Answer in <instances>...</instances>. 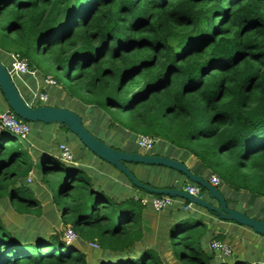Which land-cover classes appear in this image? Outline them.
I'll return each mask as SVG.
<instances>
[{
    "label": "trees",
    "instance_id": "16d2710c",
    "mask_svg": "<svg viewBox=\"0 0 264 264\" xmlns=\"http://www.w3.org/2000/svg\"><path fill=\"white\" fill-rule=\"evenodd\" d=\"M0 54L29 68L45 57L61 75L52 77L65 102L92 108L91 129L82 123L100 141L132 153L137 135L150 136L169 149L152 155L183 164L193 157L189 171L207 182L215 175L229 208L264 221V0H0ZM24 141L0 128V199L18 214L38 215L41 204L24 181L33 166ZM42 156L46 187L63 176L56 202L62 224L100 251L92 264H165L164 249L178 264L255 262L207 247L223 242L208 229L221 220L198 205L184 210L189 202L178 197L166 208L156 247L147 246L142 208L157 211L133 197L115 200L83 169ZM171 171L177 181L160 187L137 179L154 188L197 185ZM241 194L250 214L236 207ZM63 232L23 235L0 217V264H88Z\"/></svg>",
    "mask_w": 264,
    "mask_h": 264
},
{
    "label": "rangeland",
    "instance_id": "374dc122",
    "mask_svg": "<svg viewBox=\"0 0 264 264\" xmlns=\"http://www.w3.org/2000/svg\"><path fill=\"white\" fill-rule=\"evenodd\" d=\"M4 56L7 57L6 54H0L1 64L6 68H8L9 65L7 62L8 59L6 60L5 58H3ZM33 62H34L33 63L34 66L32 68H29V70L35 69L37 75H39L40 77L41 76L45 77L46 74L50 73L52 76L54 75L57 78V80L60 81L62 80L61 75L54 72L53 68L49 65L48 60L45 57L41 56L40 58H35ZM11 80L14 83L17 90L19 91L20 95H23V90H22L23 88L21 87L20 84L22 80L14 76H11ZM54 86L56 87L54 88L50 87L46 90L47 92H45V94L47 95L46 103H48L49 105L54 104L53 97L55 96L59 97V95H63L64 97H68L67 95H64L63 92L64 89H62L59 84L58 85L56 84ZM76 104H79V102H77L74 99L72 100L70 98L66 105L75 106ZM0 106L3 107L7 106L1 92H0ZM69 110L73 111L81 118L83 117V114H81L82 110L79 111L76 107H71ZM90 112L86 110L84 112V115H86V117L88 118V114H90ZM53 126L54 125L52 124H43L39 122L29 123V133L27 135L29 148L25 144L22 145L23 150L27 152V154L31 157L33 161V166L31 170L32 182L29 184L27 183L29 182L27 181V177L30 175L29 173L25 176L24 181L28 184V188L31 190L33 196L37 198L42 204L40 214L38 215L18 214L14 212V210L10 207L7 200L0 199V217L2 221L4 222L5 225L15 228L23 235L33 234L36 231H39L40 233H45L47 235L58 234V233H62L65 230V228L68 226V225L64 226L62 224L60 220L61 208H58L56 206V202L61 203L59 201L60 196L58 194L59 193L58 188L63 180V176L57 177L55 181L52 184H50V188L46 187V185L41 182V171L39 168V163H40V158L42 156L41 153L44 152L43 150H47L51 154L57 155L58 151L56 150L55 147L56 143L58 141H65L69 145V148H71L70 151L73 153V155L75 156L77 155V157L80 158L78 166L81 169H83L87 173V175H89L93 180L103 181L104 183H106V179H104V177L101 176L100 174L96 173L94 167L87 166V164L83 162L85 158L91 157V154L77 139V137L74 134L70 133L69 131L66 136L57 135L56 134L57 132L55 133ZM89 129H91V127ZM101 132H102L101 136L103 135L105 136V133L103 131ZM154 148H155L154 152L160 154H165L169 150L167 147L161 146V144H155ZM137 151L142 153V151L139 149H137ZM153 167H158L160 173L166 179H169L170 177H173L175 175L168 168L160 167V166H153ZM41 186H43L46 189L47 193L49 194L48 198L46 197L47 194L45 193L46 191L45 192L43 191L44 188H42L41 191ZM258 206L259 204H257L256 207H254V209L255 208L258 209ZM58 209L60 210L58 211ZM250 211H251L250 209L246 210V212L248 213ZM224 222L231 223L230 221H224ZM231 224L236 225L233 222ZM212 227L213 226H209V228ZM220 234L224 236L223 242L231 248L232 254H239L243 256L245 260L248 262H252L260 257V255H258L260 252L258 246L264 245V237L254 233L250 228L236 225V227L227 230V235H224V233H220ZM146 236L147 237L144 240V244L147 246H152L154 244V239H152L151 235L148 233H146ZM208 243L209 242H207L206 244L207 247H208ZM74 246H76L81 251L85 252L88 264L94 263L100 254L99 250H92L93 248L96 247L91 246L89 243L81 242L80 240L75 241ZM261 259H263L264 261V258Z\"/></svg>",
    "mask_w": 264,
    "mask_h": 264
},
{
    "label": "water",
    "instance_id": "95a60500",
    "mask_svg": "<svg viewBox=\"0 0 264 264\" xmlns=\"http://www.w3.org/2000/svg\"><path fill=\"white\" fill-rule=\"evenodd\" d=\"M0 92L11 110L18 118L28 123L58 124L64 126L67 131L74 134L82 145L97 158L116 168L127 180L146 193L154 195H167L178 197L188 201L190 204L198 205L207 210L213 211L221 221H230L240 226L250 228L254 233L264 237V221L248 217L244 213L231 209L227 206L224 197L216 187L211 186L207 181L199 176L192 174L188 167L180 161L166 156H156L149 154H140L138 152H124L113 149L92 135L82 123V118L73 111L57 106L40 105L31 106L21 97L19 91L11 80V74L8 68L0 63ZM91 107L87 111H91ZM2 111H0L1 113ZM128 164L141 166H160L169 168L181 173L188 181L196 183L205 189L209 199L214 203L203 198H196L188 195L181 189L154 188L141 183L131 172Z\"/></svg>",
    "mask_w": 264,
    "mask_h": 264
},
{
    "label": "crops",
    "instance_id": "0c3cea01",
    "mask_svg": "<svg viewBox=\"0 0 264 264\" xmlns=\"http://www.w3.org/2000/svg\"><path fill=\"white\" fill-rule=\"evenodd\" d=\"M6 56L7 57L4 56L3 58H5L6 60L8 59L7 60L8 64H9L8 70L10 71V63L12 61V58H10V57H12L13 55L12 54H8V55L6 54ZM0 62H1V60H0ZM10 72H11V76L17 77L20 80H22V82L20 84H21V87L23 88L22 89L23 95H21V96L25 102H27L28 104H35V103L39 104V103H41V105H49L48 103H46L47 101L46 102H40L38 99V96L41 93L47 92L46 90L48 88H50V87L54 88L56 86H45L43 81H42L44 76L40 77L39 75H37L35 69L30 70L26 74H16V73H13L12 71H10ZM45 76H51L52 77V75L50 73L46 74ZM64 95H66L65 92H64ZM53 99H54V101L56 99H58L59 101L64 102L63 108L70 109L71 107H76L79 111L82 110L80 107V103L76 104L75 106L74 105H70V106L66 105L68 103V101H67V103L65 102V97L63 95H59V97L55 96V97H53ZM6 109H8L7 106L6 107L0 106V111H4ZM82 111H81V114H83L82 119L84 121V124L86 126H90L91 119L87 118L86 115H84L85 111H83V112ZM52 125H54L53 126L54 131H55V133L57 132L56 133L57 135H60V136H66L67 135L68 131L63 129L60 125L55 124V123ZM103 132L106 134L105 130H103ZM101 135H102V133L100 134L101 138L104 137V135L103 136H101ZM24 143L29 148L28 137H27V140L24 141ZM59 143H63L69 147V145L65 141H58L55 145L56 150H57V146ZM125 144H126V141H124L122 143V145H125ZM69 149H71V148H69ZM152 149L155 151L154 147ZM43 151L44 152H42L41 155L43 154L45 156L46 154H51L47 150H43ZM137 152L140 154H151L150 152L149 153H144V152L141 153L139 151H137ZM71 154L73 157L74 165L79 167L78 163L80 161V158H78L77 155L76 156L73 155L72 152H71ZM90 154H91V157L85 158L83 162L85 164H87V166L94 167L95 172L100 174L101 176H103L104 179H106V183H104L103 181L93 180L91 178L93 180L95 187L100 188L108 196H110L111 198H113L115 200H119V201L123 200L125 198H128V197H134L135 195H143L142 192H140L137 188H133L132 185L127 180V178L121 172H119L116 168L107 164L106 162L102 161L101 159L97 158L94 154H92V153H90ZM52 155H54V154H52ZM57 155H58V153H57ZM57 155H55V156L57 157ZM42 157L43 156H41V158ZM185 165L188 168L195 167V159L193 157H189L185 161ZM128 167L130 168V170L132 171V173L135 175L136 178H138L139 180H142V181H146V182L153 184L154 186H157V187L164 186L167 184H171V183H174L175 181H177V177H173L172 180L167 182V179L160 173V170L157 167H153V166L152 167H150V166L146 167V166L135 165V164H129ZM29 174L30 175L27 177V179L30 178V181L28 183H31L32 182L31 171L29 172ZM211 175L212 174H210L209 177ZM209 177H208V179H209ZM42 188H44V187L41 186V191H42ZM43 191L45 192L46 189L44 188ZM45 193H47V191ZM226 194H227V192H226ZM48 196H49V194L47 193L46 197L48 198ZM240 199H241L240 202L242 201V203L241 204L238 203L236 207L239 210L242 207V208H244V210L246 212V210H247V207H245L246 202L244 201V199H242V194H241ZM177 203L178 202H176L175 204H177ZM213 203L214 202H212V204ZM175 204H173V205H175ZM41 207H42V204H41ZM248 209H250L251 211L249 213L248 212H246V213L250 214L252 212V208H248ZM167 210L168 209H165L161 212H153L150 208H142V222H143V226L145 228V232L150 234L152 239H154V244L152 245V247H156L157 236H158V232L160 231V225L162 222V218L165 217L164 219H168V218H166V211ZM58 211H59V209H58ZM216 225H217V227H216ZM236 225H233L229 222L214 221L213 225H212L213 227L209 228V226H208V229L211 233H214V234L224 233V235H227V230L232 229L233 227H236ZM207 242L210 243L211 241L208 240ZM209 243H208V247H209ZM260 246H258V249L260 251L258 255H260V257L258 259H255L254 261H257V260L263 261V259H261V258H264V245H260ZM162 255H163V258L165 260V264H178V262L172 256L170 249H164ZM233 255L245 259L243 256H241L239 254H233Z\"/></svg>",
    "mask_w": 264,
    "mask_h": 264
},
{
    "label": "built area",
    "instance_id": "2783aa9c",
    "mask_svg": "<svg viewBox=\"0 0 264 264\" xmlns=\"http://www.w3.org/2000/svg\"><path fill=\"white\" fill-rule=\"evenodd\" d=\"M10 71L16 74H26L28 73L29 67L28 63L23 58H17L15 56H12V61L10 63ZM11 74V72H10ZM43 83L45 86H54L57 84L56 80L51 76H45L43 79ZM38 99L40 102H46L47 101V95L45 93H41L38 96ZM0 128L6 129L10 133L14 134L18 138L22 140H27V135L29 133V123L18 118L11 110L6 109L0 113ZM156 143V139L145 136V135H137L135 139V144L139 150H141L144 153H149L152 148L154 147ZM58 155L57 159L60 162L67 163V164H74L73 157L71 154V151L69 147L63 143H59L57 146ZM27 181H30V178L27 179ZM208 183L216 187L220 184V180L215 176L211 175L208 179ZM181 189L188 195H191L196 198H201V191L199 186L195 184H186L185 186H182ZM134 200L138 201L142 206L150 205L152 209L159 212L167 207H171L173 204L176 203V201L167 195H161V196H147V195H135L133 197ZM192 204H187L186 206H183L184 210L190 209ZM77 239V236L75 232L67 226L63 232V240L66 242V244L74 243ZM93 247H97L95 244H90ZM209 248L212 249L214 252H216L219 255L222 256H231V248L225 244L224 242L217 241V240H211L209 243ZM252 264H264V261H255Z\"/></svg>",
    "mask_w": 264,
    "mask_h": 264
}]
</instances>
